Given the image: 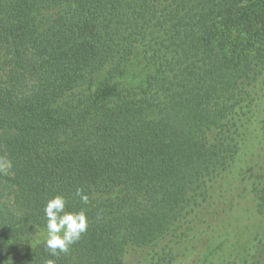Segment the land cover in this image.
<instances>
[{
	"label": "trees",
	"instance_id": "trees-1",
	"mask_svg": "<svg viewBox=\"0 0 264 264\" xmlns=\"http://www.w3.org/2000/svg\"><path fill=\"white\" fill-rule=\"evenodd\" d=\"M0 158V264H264V0H0Z\"/></svg>",
	"mask_w": 264,
	"mask_h": 264
},
{
	"label": "clouds",
	"instance_id": "clouds-1",
	"mask_svg": "<svg viewBox=\"0 0 264 264\" xmlns=\"http://www.w3.org/2000/svg\"><path fill=\"white\" fill-rule=\"evenodd\" d=\"M11 163L0 158V172L7 173ZM76 196L80 197L83 204L89 203L88 196L83 190L77 188ZM67 200L57 194L49 198L44 206L47 234L45 238L46 249L51 256L68 253L70 246L77 242L88 229V219L85 210L70 211L66 208ZM47 264H54L49 260Z\"/></svg>",
	"mask_w": 264,
	"mask_h": 264
},
{
	"label": "rangeland",
	"instance_id": "rangeland-1",
	"mask_svg": "<svg viewBox=\"0 0 264 264\" xmlns=\"http://www.w3.org/2000/svg\"><path fill=\"white\" fill-rule=\"evenodd\" d=\"M46 234H47V232L41 236L42 239H45L46 238Z\"/></svg>",
	"mask_w": 264,
	"mask_h": 264
}]
</instances>
